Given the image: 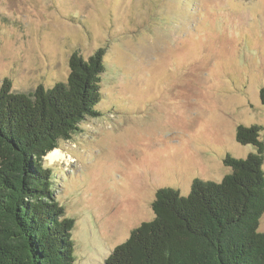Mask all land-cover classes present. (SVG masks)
<instances>
[{"label": "rangeland", "instance_id": "obj_1", "mask_svg": "<svg viewBox=\"0 0 264 264\" xmlns=\"http://www.w3.org/2000/svg\"><path fill=\"white\" fill-rule=\"evenodd\" d=\"M99 48V115L43 161L75 221L76 264H103L153 219L159 188L188 195L231 172L226 155L255 152L239 124L264 140V0H0V85L51 87L74 52Z\"/></svg>", "mask_w": 264, "mask_h": 264}, {"label": "trees", "instance_id": "obj_2", "mask_svg": "<svg viewBox=\"0 0 264 264\" xmlns=\"http://www.w3.org/2000/svg\"><path fill=\"white\" fill-rule=\"evenodd\" d=\"M66 80L16 91L0 85V264H76L72 230L44 157L99 115L104 49L74 52ZM264 104V87L260 92ZM263 126H237L236 138L257 150L226 155L221 181L195 178L188 195L162 187L154 218L142 222L103 264H264Z\"/></svg>", "mask_w": 264, "mask_h": 264}, {"label": "bare ground", "instance_id": "obj_3", "mask_svg": "<svg viewBox=\"0 0 264 264\" xmlns=\"http://www.w3.org/2000/svg\"><path fill=\"white\" fill-rule=\"evenodd\" d=\"M48 159H50L51 161H54L60 157H63V154L60 152L59 149H54L53 151H51L50 153H48V155L46 156Z\"/></svg>", "mask_w": 264, "mask_h": 264}]
</instances>
